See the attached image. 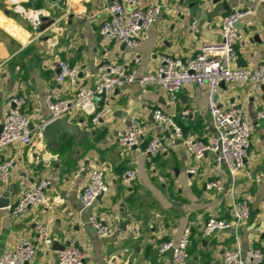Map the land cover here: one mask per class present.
Segmentation results:
<instances>
[{
    "label": "crops",
    "instance_id": "crops-1",
    "mask_svg": "<svg viewBox=\"0 0 264 264\" xmlns=\"http://www.w3.org/2000/svg\"><path fill=\"white\" fill-rule=\"evenodd\" d=\"M110 1L34 0L36 7L51 13L37 32L22 17L11 14L6 1H1L0 132L11 97H26L24 112L33 124L31 128L38 129L52 118L46 103L48 94L56 99L75 94L74 85L57 81L59 60L77 66L80 84L92 87L101 63H124L138 53L141 61L137 76L141 77L157 68L163 54L186 60L203 43L219 41L221 20L235 9L251 10L241 19L235 43L236 64H264V3L140 0L142 7L158 3L162 12L132 51L120 42L104 40L100 33L102 22L109 17ZM175 95L173 100L160 87L138 83L116 88L105 98L107 110L99 123L94 124L76 108L62 117L79 129V136L69 138L71 144L66 151L59 149L61 142L68 141L65 137L46 143L42 149L36 146L38 143L10 145L5 158L15 162L10 174L14 182L11 204L17 203L34 183L47 178L51 181L46 189L51 207L29 209L20 216L9 207L0 208V253L16 248L22 238L36 239V224L42 219L49 220L55 243L50 249L40 246L32 264H59V251L71 240L89 252L85 264H172L168 252H161L159 246L167 241L177 244L187 227L191 228V243L183 264H224V252L236 247L243 253L251 248L264 251V119L257 115L264 110V84L232 82L221 86L217 95L224 106L243 108L252 124L249 156L234 177L227 169L215 175L212 154L203 161L198 177L188 173L191 158L185 146L171 130L156 123L153 110L162 108L176 114L186 135L205 142L216 135V130L205 89L191 83ZM133 109L139 110L133 120L146 131L139 146L126 149L116 142V130L124 122L116 114L123 110L128 114ZM184 109L190 110L186 118L180 116ZM155 135H165L169 149L148 156L145 149ZM97 166L105 169L109 190L93 207L84 209L80 194L90 171ZM127 169L137 172L130 185L121 180ZM215 177L221 180L224 192L206 190V180ZM5 187L0 182V194ZM230 189L234 197L249 201L250 218L237 229L203 236L210 217L231 218ZM91 214L111 226L110 236H98L89 222Z\"/></svg>",
    "mask_w": 264,
    "mask_h": 264
},
{
    "label": "built area",
    "instance_id": "built-area-1",
    "mask_svg": "<svg viewBox=\"0 0 264 264\" xmlns=\"http://www.w3.org/2000/svg\"><path fill=\"white\" fill-rule=\"evenodd\" d=\"M11 14H16L28 22L32 30L39 31L44 20L51 16L46 8L35 6L34 0H4ZM252 3H264V0H245ZM25 3L30 4L27 6ZM109 17L100 27V33L106 41L125 43L132 51H136L144 34L161 15V5H140V0H111L107 7ZM251 10L235 9L227 13L220 23L221 39L217 42L203 43L198 52L184 60L169 55H161L157 68L141 77L137 76L141 56L135 53L124 63L103 62L98 69L97 80L92 87L80 84L79 70L68 60L58 62V82H69L76 87L73 96L66 99H56L48 94L46 103L52 113L51 120L62 118L69 110L76 108L91 118L94 124L99 123L107 110L105 98L116 88L138 83L142 87H160L171 99H176V93L187 84H196L205 89L208 106L216 135L208 142L195 136L186 135L176 121V114H170L162 108L153 110L156 123L172 131L173 137L181 140L191 158L188 173L193 177L201 174L203 161L208 154L213 155L215 175L223 173L224 169L234 177L245 165L251 147L252 124L243 108L224 106L217 99L221 84L238 82L241 84H264V64L255 67H242L236 64L235 49L239 28L238 21ZM27 100L23 95L11 97L9 111L0 132V182L6 186L14 166V160L5 158L6 149L12 144L22 146L37 144L39 149L49 141L43 134L44 125L38 129L30 127L31 120L24 112ZM190 113L189 109L180 112L182 118ZM258 118L264 119V110L258 112ZM144 126L134 124L116 135V142L122 148L132 149L140 145L145 134ZM42 146H41V145ZM168 140L165 135L153 136L145 149L148 156H157L167 152ZM106 172L102 167H94L88 181L80 194V202L84 209L94 206L96 201L109 190ZM137 178L134 169H127L121 174L125 185L132 184ZM51 185L47 178L40 179L26 190L17 203L9 208L15 215H21L29 209L51 207L46 195V189ZM206 190L224 192V186L217 177L206 180ZM232 195V189L229 190ZM1 195V194H0ZM231 218L210 217L204 225L203 236H210L216 230L237 229L251 216L249 201L232 195ZM89 222L101 238L111 235L112 228L96 214H91ZM137 227L134 231H137ZM36 239L22 238L16 248L6 249L0 256V264H32L40 246L50 249L55 239L49 220H40L36 224ZM191 228H185L179 242H163L159 249L167 252L175 248L173 264H183L187 258L191 243ZM89 252L71 240L59 251V264H85ZM224 264H262L264 251L251 248L245 253L239 248L224 252Z\"/></svg>",
    "mask_w": 264,
    "mask_h": 264
},
{
    "label": "water",
    "instance_id": "water-1",
    "mask_svg": "<svg viewBox=\"0 0 264 264\" xmlns=\"http://www.w3.org/2000/svg\"><path fill=\"white\" fill-rule=\"evenodd\" d=\"M236 26L238 28H241V21H238L236 23ZM123 45L126 46L125 43H123ZM224 85H225L224 83L221 84V86H224ZM138 111H139L138 109H135V110L133 109L131 112H128V114H127V112H125V110H123V111L118 112L116 114L117 116L124 118L123 124L121 126H119V128H117V130H116V135L120 131H124L128 127H130L134 124H138V122L136 120H133L135 113ZM32 126H33V124L31 123L30 127H32ZM2 128H3V126H2ZM43 134H44L45 138L50 143H54L62 137H65L69 141V138L74 137V136H79V129L77 126L69 123L67 121V119L59 118V119H55V120H49L48 122H46V124L44 125V128H43ZM86 134H87V132L84 133V135H86ZM13 191H14V182H13L12 176L10 175L8 180H7L5 190L0 195V208H7L11 205V199L13 196ZM63 248L64 247H62V249ZM167 252H168V254L170 256V260L173 264L175 248L171 247Z\"/></svg>",
    "mask_w": 264,
    "mask_h": 264
},
{
    "label": "trees",
    "instance_id": "trees-1",
    "mask_svg": "<svg viewBox=\"0 0 264 264\" xmlns=\"http://www.w3.org/2000/svg\"><path fill=\"white\" fill-rule=\"evenodd\" d=\"M1 1L2 0H0V3H1ZM103 132H105V130ZM70 144H71L70 141L69 142L68 141H63V142H61L59 149H61L63 151H66L68 149V147L70 146Z\"/></svg>",
    "mask_w": 264,
    "mask_h": 264
},
{
    "label": "rangeland",
    "instance_id": "rangeland-1",
    "mask_svg": "<svg viewBox=\"0 0 264 264\" xmlns=\"http://www.w3.org/2000/svg\"><path fill=\"white\" fill-rule=\"evenodd\" d=\"M107 180V179H106ZM3 253V252H2ZM2 253H0V256L2 255Z\"/></svg>",
    "mask_w": 264,
    "mask_h": 264
}]
</instances>
